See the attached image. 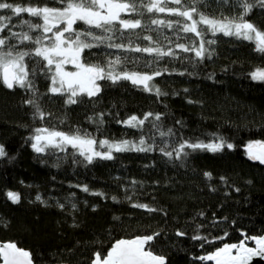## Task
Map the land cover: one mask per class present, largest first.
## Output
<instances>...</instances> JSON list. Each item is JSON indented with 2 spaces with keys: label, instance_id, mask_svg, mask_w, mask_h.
<instances>
[{
  "label": "trees",
  "instance_id": "obj_1",
  "mask_svg": "<svg viewBox=\"0 0 264 264\" xmlns=\"http://www.w3.org/2000/svg\"><path fill=\"white\" fill-rule=\"evenodd\" d=\"M0 2L29 6L28 0ZM207 3L210 7L205 11L215 10L217 18L221 12L224 16L232 15L227 5L220 8L216 0ZM0 15L13 14L11 10L0 9ZM151 18L182 19L169 17L167 13H146L145 23ZM245 18L264 30V8L253 7ZM25 19L32 18L22 13L13 16L12 23L19 25ZM136 31L141 36H153L163 50L172 47L177 53L175 59L163 58L159 68L167 67L169 71L153 81L167 96L157 97L130 81L106 82L97 98L85 95L81 97L83 103L65 105L67 95L51 94L48 92L51 81L38 76L36 87L39 93L46 94L40 97L41 107L52 114L42 121L34 120L32 107L22 103L29 93L18 86L8 89L0 82V145L6 152V156L0 157V242H14L29 251L34 264H61L62 260L65 264L68 261L90 264L98 249L106 253L118 239H132L153 230H162L151 247L156 254L166 256V264H212L197 258L214 252L224 243H238L245 235H264V164L250 159L246 150L251 142H264V81H254L249 76L255 67H264V54L254 50L253 41L207 33V39L217 41L208 45L210 50H215L212 57L197 63L196 74L180 75L193 72V67L180 57H194V54L176 49L175 44L190 45L193 39L198 43V38L164 26H160V33ZM136 42L142 47L149 44ZM111 51L119 54V50ZM127 55L153 58L143 53ZM128 68L135 70L131 65ZM210 73H214L212 79L207 78ZM189 100L196 103H188ZM94 110L107 113L105 135L97 133L95 125L87 120ZM149 111L166 114L165 131L173 127L178 135L198 137L206 143L216 134L233 147L225 146L219 152L197 150L182 167L177 160L168 162L159 150L113 152L112 160L97 159L88 164L71 146L63 152L49 148L44 153H36L31 146V136L37 127L68 132L70 127L79 126L99 139L115 137L138 142L141 131L116 123L114 117L123 120L136 114L142 118ZM177 120L184 122L183 128L176 125ZM144 135L146 140L154 135L158 143L168 139L160 137L149 122L145 124ZM132 181L142 182L143 186H132ZM85 187L88 191L83 190ZM8 191L17 192L20 201H10L6 196ZM126 196H133V202L164 211L150 213L134 208ZM177 230L186 235L176 236ZM225 231L228 236L224 235ZM193 236L207 237L212 242L201 247V241L192 239ZM97 239L102 244L92 243Z\"/></svg>",
  "mask_w": 264,
  "mask_h": 264
},
{
  "label": "snow or ice",
  "instance_id": "obj_2",
  "mask_svg": "<svg viewBox=\"0 0 264 264\" xmlns=\"http://www.w3.org/2000/svg\"><path fill=\"white\" fill-rule=\"evenodd\" d=\"M34 3L37 6H32ZM41 3L44 6H38ZM216 3L220 8L229 6L232 15L224 16L221 12L217 18L215 10L211 13L206 12L205 9L210 7L207 0H28L29 6L0 2V9L11 10L13 14L0 15V82L8 89L18 86L29 93L28 98L22 103L32 107L34 120L42 121L52 114L46 113L41 107L40 97L46 94L39 93L36 87L38 76L51 81L48 89L51 94L67 95L65 105L83 103L81 97L85 95L90 99L97 98L106 82L116 84L120 81H130L132 85L142 88L145 92H154L157 97L167 96L168 93L161 91L153 81L163 72L169 71L167 67L162 70L159 68L163 58L175 59L177 53L172 47L163 50L153 36H141L136 30L160 33V26H164L185 34H194V37L198 38V43L193 39L190 45L180 42L175 44L176 49L194 54V57H180L181 61H186L193 67V72H181L180 75L196 74L194 70L197 63L205 57L209 59L212 57L215 50H210L208 45H214L217 41L207 39V33L213 36L222 33L224 36L253 41L254 50L264 54V30L245 18L253 7L264 8V0H235V3L233 0H216ZM237 8L240 11L237 12ZM22 13L29 14L32 19L22 20L19 25L13 24V16L18 17ZM146 13L153 15L167 13L169 17L182 19L151 18L146 24ZM152 25L156 27L153 28ZM17 27L22 30L14 31L13 29ZM24 28L27 30H23ZM164 38L167 39L166 36ZM141 40L148 41V46L142 47L136 42ZM111 50H119V54ZM129 52L143 53L153 58L145 59L141 56L133 58L127 55ZM67 64L74 65L77 71L65 70ZM128 65L135 70H129ZM213 76L214 73H210L207 78L212 79ZM249 76L254 81H264V67H255ZM184 91L188 92V89ZM188 103L196 101L189 100ZM106 115L105 112L94 110L93 114L87 117L88 122L95 125V130L100 135L106 134L104 131ZM165 115L149 111L144 113L142 118L136 114L123 120L118 116L114 117L116 123L141 131L138 142L126 138L117 140L115 137L111 140L99 139L86 128L79 126L70 127L68 132L56 130L54 127H37L31 136V146L36 153H44L49 148L63 152L71 146L88 164L97 159L112 160L113 152L159 150L168 158V162L177 160L182 167L197 150L219 152L225 146L228 149L233 147L216 134H212L213 140L206 143L198 137L185 138L178 135V131L173 127H168L165 131L163 130ZM66 116L67 113L65 118ZM146 122H149L152 129L157 130L160 137L168 139H161L158 143L154 135H149L146 140L144 135ZM175 123L180 128L184 127L182 120ZM124 135L126 133L122 134ZM169 145L171 150H168ZM248 155L250 159L264 164V142L249 143ZM4 156L6 152L0 145V157ZM204 175L210 177L211 174L205 172ZM137 184L143 186L142 182H131L132 186ZM83 190L88 191V188L85 187ZM235 190L239 191V188ZM6 196L13 203H18L21 199L14 191H8ZM112 199L117 200V197L113 196ZM126 199L134 208L146 209L150 213L164 211L149 204L133 202V196H126ZM37 200H40L39 196ZM72 207L75 208V204ZM113 219L119 220L120 217ZM161 233L162 230H153L151 234L136 235L132 239H118L111 244L106 253L102 248L95 251L90 264H166V256L162 253L156 254L151 247V242ZM175 234L178 237L186 235L180 230ZM224 235L229 234L225 231ZM192 239L201 241V247L204 243L212 242L201 236H193ZM248 239L255 242V247L246 244L245 241ZM92 243L102 244L98 239ZM254 257H264V235L251 237L245 235L238 243H224L223 247H218L214 252L199 256L197 259L215 261V264H249ZM0 261L2 264H33V257L29 251L19 248L16 243L7 242L0 243ZM61 264L65 262L62 260ZM67 264L71 262L68 261Z\"/></svg>",
  "mask_w": 264,
  "mask_h": 264
},
{
  "label": "water",
  "instance_id": "obj_3",
  "mask_svg": "<svg viewBox=\"0 0 264 264\" xmlns=\"http://www.w3.org/2000/svg\"><path fill=\"white\" fill-rule=\"evenodd\" d=\"M248 149V146H246ZM3 243V242H0ZM0 264H2V261H0ZM34 264V263H33ZM212 264H215V261H212ZM249 264H264V257H254Z\"/></svg>",
  "mask_w": 264,
  "mask_h": 264
},
{
  "label": "rangeland",
  "instance_id": "obj_4",
  "mask_svg": "<svg viewBox=\"0 0 264 264\" xmlns=\"http://www.w3.org/2000/svg\"><path fill=\"white\" fill-rule=\"evenodd\" d=\"M65 70L69 71V72H74V71H77V69L75 68L74 65L72 64H67L65 65ZM249 145V144H248ZM247 145V146H248ZM247 152H248V149L246 148ZM233 254H235V250H233Z\"/></svg>",
  "mask_w": 264,
  "mask_h": 264
},
{
  "label": "flooded vegetation",
  "instance_id": "obj_5",
  "mask_svg": "<svg viewBox=\"0 0 264 264\" xmlns=\"http://www.w3.org/2000/svg\"><path fill=\"white\" fill-rule=\"evenodd\" d=\"M249 247H255V242L251 239L245 241Z\"/></svg>",
  "mask_w": 264,
  "mask_h": 264
}]
</instances>
